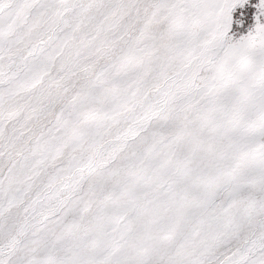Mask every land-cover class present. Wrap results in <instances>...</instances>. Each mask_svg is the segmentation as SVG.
Instances as JSON below:
<instances>
[{"label":"snow or ice","instance_id":"obj_1","mask_svg":"<svg viewBox=\"0 0 264 264\" xmlns=\"http://www.w3.org/2000/svg\"><path fill=\"white\" fill-rule=\"evenodd\" d=\"M0 264H264V0H0Z\"/></svg>","mask_w":264,"mask_h":264}]
</instances>
